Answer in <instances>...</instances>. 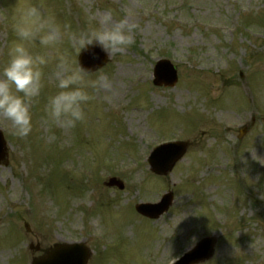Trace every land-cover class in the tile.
I'll use <instances>...</instances> for the list:
<instances>
[{
  "label": "rangeland",
  "instance_id": "1",
  "mask_svg": "<svg viewBox=\"0 0 264 264\" xmlns=\"http://www.w3.org/2000/svg\"><path fill=\"white\" fill-rule=\"evenodd\" d=\"M25 2L0 0V66ZM33 2L74 30L111 11L113 21L134 26L135 42L108 53L107 64L92 73H107L111 87L95 93L75 127L46 117L45 98L57 90L55 50L46 53L31 133L13 136L0 119L7 148L0 264H28L69 242L91 250L87 264H169L193 246L192 238L205 236L216 238V247L201 264H264V0ZM64 47L77 58L72 44ZM160 59L177 68L172 88L152 85ZM169 138L189 147L158 177L145 158L151 144ZM110 177L124 190L106 187ZM167 192L173 204L160 219L150 223L135 213L136 204Z\"/></svg>",
  "mask_w": 264,
  "mask_h": 264
},
{
  "label": "clouds",
  "instance_id": "2",
  "mask_svg": "<svg viewBox=\"0 0 264 264\" xmlns=\"http://www.w3.org/2000/svg\"><path fill=\"white\" fill-rule=\"evenodd\" d=\"M112 17L108 11L99 23L74 30L33 0H26L16 9L12 26L15 39L7 47V61L0 66V119L10 123L13 136L26 138L33 129L32 109L45 88L48 50L57 52V90L45 98L47 119L64 127H75L86 119L87 106L96 92L111 87V77L104 72L93 76L92 70L82 66L64 46L72 44L77 55L92 46L106 53L131 46L135 42L134 26L125 19L113 21ZM195 242L192 238L193 245Z\"/></svg>",
  "mask_w": 264,
  "mask_h": 264
},
{
  "label": "water",
  "instance_id": "3",
  "mask_svg": "<svg viewBox=\"0 0 264 264\" xmlns=\"http://www.w3.org/2000/svg\"><path fill=\"white\" fill-rule=\"evenodd\" d=\"M102 50L98 46H92L88 51H83L79 57V62L82 64V66L86 68H90L92 71H95L96 69L100 68L105 63V57L102 56ZM155 85H164V86H173L175 83V77L173 76V73L171 72V67L167 62H160L158 66L155 69ZM186 149V144H180V146L177 149V152L170 158V160L165 163L164 165H158L155 161H151L150 168L151 171L157 175H166L172 167L174 166L175 162L184 154ZM6 155V149H5V142L0 135V163L4 161ZM109 185H113V183L120 185L115 179L110 180ZM120 189H122V185L119 186ZM169 199L164 197L162 199V202L157 205H140L136 207V210L141 213L143 216L149 217V218H155L159 216L161 213L166 211L167 207L169 206ZM205 245V243H202ZM203 245V246H204ZM209 251L205 252L202 249H199L202 251V254L204 255L203 259H199L195 262L193 261V256L196 255V252H194L190 256H186L185 259L188 258L186 262L183 264H189V263H197L200 261H203L205 259H208L212 253H213V246L214 241L210 243ZM80 248L78 245L70 246V247H60L55 246L54 249L49 253L48 258H45V260H33L32 264H85L86 258L88 257V252L85 250L83 251V257L80 259ZM80 252V253H79ZM179 264V263H178Z\"/></svg>",
  "mask_w": 264,
  "mask_h": 264
}]
</instances>
